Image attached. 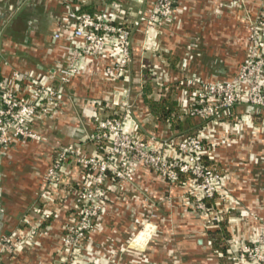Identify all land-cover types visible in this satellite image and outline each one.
I'll return each mask as SVG.
<instances>
[{
	"label": "crops",
	"instance_id": "1",
	"mask_svg": "<svg viewBox=\"0 0 264 264\" xmlns=\"http://www.w3.org/2000/svg\"><path fill=\"white\" fill-rule=\"evenodd\" d=\"M115 1L117 0H90L82 8L98 13L111 7ZM153 1L144 0L139 3L126 0L123 5L130 9L142 7L149 12ZM243 2L244 8L241 9L234 4V0H176V18L163 27L159 36L160 46L168 51L163 52L160 57L143 50L144 25L135 29L132 37L133 59L124 83L105 73L106 65L112 63L109 54H105L100 60L88 62L82 74L73 78L65 87L64 109L58 119H37L33 122L37 132L46 137L47 143L34 141L32 144L22 143L4 148L8 156L0 167V234L20 228V215L30 208L39 197V190L45 186L42 174L49 166L55 146L65 143L71 135L77 138L90 137L97 118L116 110L108 107L100 109L98 101L113 99L116 91L123 86L124 94H120V97L126 96L135 102L134 114L143 136L154 134L165 138L179 137L186 135L185 132H194L199 127H209L206 160L222 171L231 172V180L236 186L234 193L240 203V215L241 210H251L260 216L259 220L249 216L242 217L238 227L237 224L219 227L215 230L214 245L224 246V254L234 243L233 240L250 242L264 225V129L260 118L255 116V130L246 124L241 130L235 128L236 119L251 112L248 104L231 108L209 125L202 119L188 117L182 110V98L185 94L177 88L175 82L180 73L179 65L182 64H187L207 79H229L236 73L248 44L247 19L258 12L260 5V0ZM67 9L58 0H0V77L9 80L14 70L52 73L66 63L69 56L67 41L54 39L52 34L54 31L66 34L71 31L66 25ZM163 97L175 103L177 110L173 113L179 115L180 126L154 112L152 101H160ZM20 153L36 154L37 165L29 162L31 168L23 169V163L20 164L15 159ZM46 153H49L50 158H39ZM17 169L23 171L17 172ZM166 185L167 182L155 171L143 164L138 165L135 182L122 185V190L137 194L133 199L120 201L123 206H127L121 214H114L118 221L126 219V224L105 226L104 232L111 234L116 240L122 235L135 233V228L128 224L129 218L139 219L142 215L140 204L149 202V198H163ZM141 189L143 192L147 191L150 197L145 198ZM174 190H178L177 186ZM39 200L43 201L41 197ZM48 209L53 211L52 208ZM53 212L56 220L50 222L52 235L17 255L4 256L3 264H61L60 259L56 258L58 248L53 234L61 231L65 215ZM149 229L141 231L136 241L145 244L151 237L154 226ZM163 231L170 234L171 227L161 228L158 240L147 244L143 257L125 254L122 259L120 257L121 260L117 257L114 264H221L220 257L216 255L196 263L198 261L194 255L214 248L213 242L210 244L205 233L194 239L178 242L174 248L165 242L167 238L166 235L162 236ZM219 238L222 239L217 242ZM96 240L97 246L103 245L100 237ZM111 244L110 248L120 246L113 240ZM171 250L192 253L180 252L181 255L174 256L175 260L170 262L168 254ZM214 250L219 251L218 248ZM218 253L221 255L220 251ZM186 254L193 257L184 260L182 256Z\"/></svg>",
	"mask_w": 264,
	"mask_h": 264
},
{
	"label": "built area",
	"instance_id": "2",
	"mask_svg": "<svg viewBox=\"0 0 264 264\" xmlns=\"http://www.w3.org/2000/svg\"><path fill=\"white\" fill-rule=\"evenodd\" d=\"M58 1L68 7L66 25L71 31L68 34L54 31L52 36L54 39L67 41L69 56L66 63L52 73L14 70L9 80L0 77L1 145L8 143L12 133L11 127L15 124L18 125L14 132L17 136L24 134V126L37 119H58L64 109L65 87L73 78L82 74L88 62L100 60L105 54H109L112 63L106 65L105 73L114 80L126 82L133 59L132 37L135 29L141 25H144L143 50L160 57L163 52L168 51L160 46L159 36L163 27L171 24L176 18V0H154L149 12L142 7H124L123 1L126 0H117L111 7L98 13L82 8L83 4L90 0ZM234 4L238 8H244L243 0H234ZM247 20L249 35L245 55L238 70L229 79H207L187 64L179 65L180 73L175 82L177 88L185 94L182 98V110L185 115L202 119L209 125L231 108L248 104L253 111L238 117L235 128L241 130L246 124L255 130L254 120L258 115L264 129V0H260L258 12ZM123 89V86L119 88L113 99L100 100L97 103L100 109L108 107L116 110L112 114L98 117L90 136L103 143L98 146L96 153L103 150L104 154H110L109 160L100 165L94 184L100 186L109 177L118 185L134 183L137 167L143 164L168 184H176L180 182L182 174L191 173L193 181L201 183L198 186H202V200L214 199L220 194L224 203L235 201L226 189L229 175H223L217 172L213 165L206 164L209 127L205 125L193 135L179 137L165 138L154 134L143 136L139 132V122L134 114L135 102L125 95L120 97L124 94ZM30 136L40 138L36 132L30 133ZM61 150L62 158L67 153H79L77 147L72 144L60 145ZM97 156L100 157L99 154ZM59 166V160L51 165L47 171L46 182L50 179L54 185L60 183L57 170ZM219 183L224 189L220 188ZM87 196L92 198L94 192L91 190L84 198ZM224 210L228 212L230 207L226 206ZM53 214L54 212L46 210L45 206H35L31 213L24 217L26 230L18 228L0 234V264H3L4 256L12 257L34 247L36 236L48 232L46 228ZM241 216H251L255 220L260 218L258 213L251 210H241ZM219 217L223 218L222 215ZM219 217H215L216 220H219ZM262 227L250 242L232 241L234 243L227 249L228 257L232 260L230 264H264V225ZM77 230L81 234L88 233L87 225L80 226ZM155 232L154 226L153 233L145 244L136 241L139 233L134 239L135 247L144 249ZM63 262L71 264L65 259Z\"/></svg>",
	"mask_w": 264,
	"mask_h": 264
},
{
	"label": "rangeland",
	"instance_id": "3",
	"mask_svg": "<svg viewBox=\"0 0 264 264\" xmlns=\"http://www.w3.org/2000/svg\"><path fill=\"white\" fill-rule=\"evenodd\" d=\"M198 51H200V49ZM256 117H258V115H256ZM17 127V124L11 127L12 133L8 143L5 145L0 144V167L8 156V152L5 151L4 148L13 147L22 143L27 145L34 141H38L42 144L47 143L46 137L40 132H37L38 129L34 127L33 123L24 126V134L15 136L14 132L17 130ZM92 129L93 132L95 125ZM198 130L194 132H185V134L193 135L198 132ZM33 132L38 133L40 138L30 136V133ZM71 144L77 147L79 153H67L62 158L63 151H60V145L68 146ZM100 144L103 143H100L92 137L77 138L71 135L65 140V143L55 146L49 166L42 174L45 186L43 189L39 190V197L30 208L20 215V229H27L24 217L29 215L32 208L35 206H45L46 210L51 211L48 209L49 207L52 208L53 211L64 214L65 217L63 219L64 222L61 231L53 234L55 245L58 248V250H56V258L60 259L61 264H64V259L71 264H114L116 263L115 259H117V257H119V259L121 257L122 259L125 254H133L134 257H143L144 253L147 251V246H145L144 249L136 248V241H134V239L148 223L153 224L156 228V232L153 234L149 242L157 241L161 228L169 226L171 227L170 234L163 231L164 234H162V236L166 235L167 239L165 242L168 245L174 246V248L178 242H185L194 239L197 235L200 236L203 235L202 233H205L206 237L208 236V241L212 240V246L218 248L220 252L223 251L222 249L224 246L220 247L214 245L216 240L215 230L225 225L230 227L231 225L237 224L236 227H238L240 220L243 219L239 212L240 203L234 193L236 186L233 185L231 180V172L222 171L218 169L216 165L209 163L205 159L206 164L213 165L217 172L223 175H229L230 178L226 185V189L229 190L235 199V201L230 203H224L220 198V194L216 195V198L214 199L206 198L205 200H202V186H198V184L201 183L194 182L191 173L182 174L180 182L176 184L167 183L165 186V194L161 199L149 198V193L147 191L143 192L141 189L140 191L145 194V198H149L150 201L140 204L142 215H140L141 217L139 219L129 218L128 224L131 228H135V233L122 235V237L120 236V238L116 240L111 234H106L104 232L105 226L114 227L117 223L118 226L126 224V219H120V221H118V218H116L115 215L121 214V211L127 206H123L120 201L125 202L129 198L133 199L137 192L132 193L122 190L123 184L118 185L116 184V181L112 182L111 177L107 178L100 186L94 184L99 174L98 170L100 165L103 161H108L110 156L109 153L104 154L103 150H100V153H96ZM98 154L100 157L97 156ZM16 156V161H19L20 164L22 162L23 165L21 166L25 170L31 168L29 162L33 163V165H37L36 154L20 153ZM182 156L184 157V154H182ZM42 157L50 158V155L49 153H46L39 158ZM57 160L61 163V166L57 168L58 176L61 181L54 185L51 183L50 179L46 182L47 171L52 164L57 163ZM13 164L15 163L13 162ZM21 171L23 170L17 169V172ZM218 185L221 189H224L222 184L219 183ZM176 186L178 190L173 191V188ZM91 190L94 192V196L92 198L89 196L84 198V195H88ZM40 197L43 201L39 200ZM216 201H220L221 203L216 204ZM226 206L230 207L228 212L224 210ZM219 210L223 211L220 212ZM95 211H97V213H95ZM221 215L223 217L222 219L219 217ZM217 216L220 218L219 220H216L215 217ZM54 220H56V218L53 217L51 223ZM85 225L88 227V233L81 234L78 232L77 229L80 226L84 227ZM46 229L48 231L47 233L36 236L34 246L38 245L42 239L49 238L52 235L51 224H49ZM96 233L100 234L98 235ZM96 235H98L97 238L100 237L102 239V246L96 245V241H98L96 240ZM220 239L222 238H219L217 242L220 241ZM112 240L119 243V248H116V246L110 248ZM222 241L225 243V239ZM219 244H221V242ZM214 248L194 255L196 261H198L196 263H199L201 260H207L213 255H216L220 257L221 264H230L229 262L232 260L228 257L229 253L225 252L223 255H219V251H215ZM180 252L184 253L188 251H169L168 255L170 257V262L175 260L173 259L174 256H178V254L181 255ZM188 253L192 252L190 251ZM190 256L193 257L190 254H186L183 255L182 258L187 260Z\"/></svg>",
	"mask_w": 264,
	"mask_h": 264
},
{
	"label": "trees",
	"instance_id": "4",
	"mask_svg": "<svg viewBox=\"0 0 264 264\" xmlns=\"http://www.w3.org/2000/svg\"><path fill=\"white\" fill-rule=\"evenodd\" d=\"M176 86V85H175ZM169 98L163 97L160 101H152L151 105L156 114L161 115V117L170 122H174L177 126L181 125L179 115L174 114L176 111V106L173 101L168 100ZM190 117V116H188ZM224 227V226H223Z\"/></svg>",
	"mask_w": 264,
	"mask_h": 264
},
{
	"label": "bare ground",
	"instance_id": "5",
	"mask_svg": "<svg viewBox=\"0 0 264 264\" xmlns=\"http://www.w3.org/2000/svg\"><path fill=\"white\" fill-rule=\"evenodd\" d=\"M153 226H154V225L150 223V224L146 225L145 229H147V228H148V229H149V228L152 229ZM145 229H143V230H145ZM150 229H149V230H150Z\"/></svg>",
	"mask_w": 264,
	"mask_h": 264
}]
</instances>
